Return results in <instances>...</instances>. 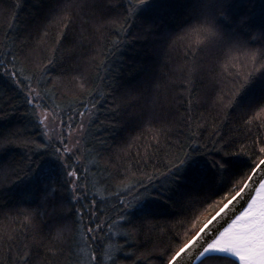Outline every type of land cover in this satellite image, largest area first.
<instances>
[{"label":"trees","instance_id":"trees-1","mask_svg":"<svg viewBox=\"0 0 264 264\" xmlns=\"http://www.w3.org/2000/svg\"><path fill=\"white\" fill-rule=\"evenodd\" d=\"M126 6L127 0H0V62L15 55L17 68L34 78L42 75L40 65L45 64L47 75L40 88L52 99L44 106L55 103L75 125L81 118L73 113L85 111L83 103L91 109L85 111L76 153L83 159L66 161L75 162L86 177L79 181L86 192L74 201L72 190L61 186L68 178L52 148L25 146L28 140L47 143L42 135L45 130L26 104L25 91L0 74V226L6 233L0 244V264H15L17 244L25 235L31 240V230L22 226L25 214L35 218L40 240L30 264H76L85 241L77 234L71 244L61 245L54 236L58 228L78 223L77 209L91 200L95 208L86 211L115 221L107 238L98 242L97 264H163L161 252L169 246L174 250L190 238L216 211L210 205L220 201L230 185L205 199L196 187L222 185L224 174L185 169L179 184L162 178L154 181L152 195L141 202H155L149 211L133 202L119 213L125 219L118 220L120 204L114 194L122 190L120 183L127 182L131 173L158 176L157 169L164 171L157 158L168 152L179 154L176 146L189 134L183 126L188 116L192 128L201 125V143L207 148L203 155L193 157L196 160L214 154L213 139L219 143V137L209 136L214 128L231 138V146L225 149L230 152L242 144L251 148L253 136L264 133V128L244 124L253 110L264 106L259 74L229 99V88L239 82L222 71L226 44L209 39L195 45L197 37L186 35L205 16H215L222 27L232 25L245 40L249 36L264 39V0H145L127 22ZM241 20L246 23L241 25ZM121 25L126 32L120 31ZM117 33L122 43H115ZM248 44L261 46L251 40ZM53 48L59 51L48 65L44 58ZM221 96L223 101L218 102ZM51 185L59 189L54 195H49ZM182 187L193 189L185 200L199 196L202 202L192 209L181 208L176 199ZM8 235L15 240L9 241ZM109 244L113 246L111 258L105 259L103 252Z\"/></svg>","mask_w":264,"mask_h":264},{"label":"snow or ice","instance_id":"snow-or-ice-1","mask_svg":"<svg viewBox=\"0 0 264 264\" xmlns=\"http://www.w3.org/2000/svg\"><path fill=\"white\" fill-rule=\"evenodd\" d=\"M144 4L145 0H127L125 21L133 18ZM218 15L223 17L224 13L219 12ZM238 23L243 25L246 21L241 20ZM120 31L126 32L127 30L121 25ZM186 35L197 37L194 42L195 45H201L209 39H218L226 44L227 54L222 71L232 80L239 82L229 88V99H234L246 85L251 84L257 74L264 83V39L258 41L257 37L249 36L248 40H245L239 36L232 25L222 27L215 16H205L200 23L191 27ZM61 39L62 37L57 39V44L60 43ZM249 40L252 43L259 42L261 46L258 48L249 47ZM115 43H122L119 33L116 35ZM58 51L59 49L53 48L45 56L44 59L48 65L53 63ZM17 60L18 57L13 55L10 61L6 59L0 62V74L12 78L16 85L25 91V102L32 106V115L36 117L39 126L45 130L42 135L47 140V143L44 144H37L33 140H28L25 141V146L31 145L36 150L43 149L44 151L52 148V155L60 161L63 175L68 178L61 186L65 187V190L70 188L73 193L71 199L79 201L81 194L86 192L85 185L79 181L86 179V177L75 166V162L68 163L66 161L72 160L73 157L77 162L83 159L82 155L76 156V153L80 151L78 136L84 132L85 111H91V109L87 103H83L85 111L73 113L74 116L81 118L78 129H73L72 118L65 117L55 103H51L47 107L44 106L49 99H52L47 90L40 88L41 81L47 75L46 65L43 63L40 65L39 71L42 75L34 78L33 76H24L23 69H18L16 66ZM81 86L83 87V85ZM225 86L227 87V84ZM222 101L223 96L218 98V102ZM192 103V100L188 101L189 106ZM92 108H95V105H92ZM191 119L192 117L188 116L183 120V126L189 129V134L184 137L183 143L176 146L179 149V154L168 152L157 158L164 171L159 172L157 169L158 176L146 171H142L139 177H136L135 173H131V178L127 182L120 183L119 188L122 190L114 194L120 204L117 219H125L119 213L131 207L133 202L140 204L142 211L150 210L151 204L155 203L154 201L141 202L144 201L146 195H152L150 188L154 186V181L160 182L162 178L179 184L180 174L185 169H196L205 174L208 170H215V172L225 176L222 185L213 184L207 189L201 185L197 186L195 190L203 193L205 199H210L217 191L222 190V187L230 185L229 190L224 192L220 201L210 205V207L215 206L218 210L210 218L205 219L198 230L174 250L169 246L162 251L163 264H185L186 260H192L195 264H237V261L238 264H264V133L253 136L251 148L247 144H242L236 151L230 152L225 151V149L231 146V138L221 136L220 132L214 128L209 133L210 137H219V143L215 139L212 141L214 154L207 159L196 160L193 157L203 155L207 152V148L201 143V125L198 124L195 129L192 128ZM49 123L52 125L53 135L48 134ZM244 124L255 125L258 130L264 128V106H261L259 110H253L245 119ZM179 131L183 132V128ZM217 155L220 156V159L215 158ZM225 157H236L237 159L225 160ZM239 157H247L248 159L242 160L238 159ZM144 163L147 164L148 161L145 160ZM50 188L49 195H54L59 190L56 185H51ZM192 190V187L177 189L179 195L176 204L181 208L192 209L197 203H201L199 196L190 197L188 200L184 199L189 196ZM244 204L247 206L244 207ZM89 207L95 208V200H91L89 205L77 209L78 223L72 227L58 228L54 236L56 243L61 245L65 242L71 244L77 234L85 241L84 246L80 248L82 257L76 264H97L98 242L107 238L108 232L112 231L115 225L111 216L105 218L96 215L95 211H86ZM85 215L88 216L87 222L84 220ZM34 219L32 214H25L23 217L22 226L26 230H31V240L29 241L28 236L25 235L23 242L17 244L15 264H30L35 254L33 249L40 244ZM193 228H196L195 224ZM5 234L4 227L0 226V244L3 243ZM8 239L9 241L15 240V236L8 235ZM112 247L109 244L104 250L105 259L111 258Z\"/></svg>","mask_w":264,"mask_h":264},{"label":"rangeland","instance_id":"rangeland-1","mask_svg":"<svg viewBox=\"0 0 264 264\" xmlns=\"http://www.w3.org/2000/svg\"><path fill=\"white\" fill-rule=\"evenodd\" d=\"M72 121H73V123H72V127H73V129H78V124L77 125H75L74 124V120H73V118H72ZM52 125H51V123H49V130H48V134L49 135H53V132H52ZM74 135H76V133H74ZM78 138H79V140H80V136H78ZM57 146H59L58 144H57ZM79 147H80V145H79Z\"/></svg>","mask_w":264,"mask_h":264},{"label":"water","instance_id":"water-1","mask_svg":"<svg viewBox=\"0 0 264 264\" xmlns=\"http://www.w3.org/2000/svg\"><path fill=\"white\" fill-rule=\"evenodd\" d=\"M254 194V193H253ZM247 205L246 204H244V207H246ZM216 210H218V208L216 209ZM242 210V209H241ZM215 214V212H213L211 215H214ZM210 215V216H211ZM210 216L208 217V218H210ZM225 226H227V225H225ZM234 259V258H233ZM185 264H195V262L194 261H192V260H186L185 261ZM237 264H238V261H237Z\"/></svg>","mask_w":264,"mask_h":264}]
</instances>
